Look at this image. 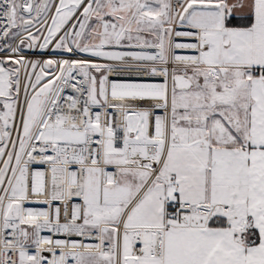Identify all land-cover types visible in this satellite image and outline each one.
Segmentation results:
<instances>
[{
    "label": "snow or ice",
    "instance_id": "obj_1",
    "mask_svg": "<svg viewBox=\"0 0 264 264\" xmlns=\"http://www.w3.org/2000/svg\"><path fill=\"white\" fill-rule=\"evenodd\" d=\"M0 264H264V0H0Z\"/></svg>",
    "mask_w": 264,
    "mask_h": 264
}]
</instances>
